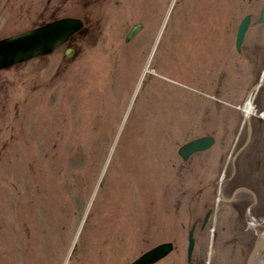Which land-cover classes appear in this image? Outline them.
Instances as JSON below:
<instances>
[{
    "label": "rangeland",
    "instance_id": "obj_1",
    "mask_svg": "<svg viewBox=\"0 0 264 264\" xmlns=\"http://www.w3.org/2000/svg\"><path fill=\"white\" fill-rule=\"evenodd\" d=\"M98 1L62 11L107 17L74 60L57 68L62 46L0 69V264H129L166 242L155 264H247L264 233V0ZM31 2L0 0V38L30 27ZM259 81L248 125L237 106ZM202 136L210 149L178 156Z\"/></svg>",
    "mask_w": 264,
    "mask_h": 264
},
{
    "label": "water",
    "instance_id": "obj_2",
    "mask_svg": "<svg viewBox=\"0 0 264 264\" xmlns=\"http://www.w3.org/2000/svg\"><path fill=\"white\" fill-rule=\"evenodd\" d=\"M250 19V14L245 15L237 27L235 35V48L237 51L241 48ZM263 22L264 1L256 23L260 24ZM81 25L82 23L79 19L63 18L37 29L0 39V69H8L13 65L20 64L38 55L50 54L58 45L65 42L72 34L78 31ZM140 27L141 24L132 26L125 36V42L132 39L140 31ZM67 56L71 57L72 54L67 53ZM251 93H249L246 99H249ZM247 124L249 125V120H247ZM213 143L214 138L212 136L195 138L181 145L177 150V154L186 161L192 154L210 148ZM209 215L210 211L206 213L203 223L206 222ZM193 232L194 226L190 228L187 234L186 256L188 261L194 247ZM259 242L264 243V237L255 244L251 256L258 247ZM172 249L173 244L171 242L160 243L141 254L129 264H154L168 255Z\"/></svg>",
    "mask_w": 264,
    "mask_h": 264
},
{
    "label": "flooded vegetation",
    "instance_id": "obj_3",
    "mask_svg": "<svg viewBox=\"0 0 264 264\" xmlns=\"http://www.w3.org/2000/svg\"><path fill=\"white\" fill-rule=\"evenodd\" d=\"M94 1H96V3H99L98 0H94ZM66 2H67V0H32L29 7L27 8V6H26L25 11H24V12L28 11L29 17L32 19L30 27H28L25 30L37 29V28L42 27L48 23H52L54 21H57V20H60L63 18H68V17L76 18V19H79L81 21V23H82L81 28L78 31H76L71 37H69V39L66 42H64L63 44H61L57 47V48H59V47L65 46V48L62 52L63 55L58 62V66H57L58 69L62 68L69 61L74 60L73 55L75 54V48L73 46L74 45L73 43H74V41L77 40L78 36L84 37L90 33L100 32L102 30V28L105 26V22L107 20V17L105 15V9H102V8L97 9L96 13H92L89 10V7L92 6L91 2H88V5L83 7L84 9H86V12H84V14H82V15H78V16L63 15L62 11L63 10L65 12L67 11ZM94 6H96V5H94ZM97 6H100V3ZM12 7L13 8H17V7L21 8V4H18L16 6V1H14V3H12ZM25 17H27V16H25ZM136 24H141L140 31L142 29H144V26H145L144 22H142V21L135 22L134 24L131 25V27L136 25ZM130 28H129V30H130ZM109 29H111V27ZM67 53L72 54V56L68 57ZM51 54L50 55H40V56H37V57L30 59L29 61H32L33 62L32 66L34 68H37L39 66V64L41 63V60L45 61L43 64L47 63L48 58L51 56ZM18 65H21V64H18ZM18 65H15V66H18ZM124 81L125 80H123L122 82L124 83Z\"/></svg>",
    "mask_w": 264,
    "mask_h": 264
},
{
    "label": "bare ground",
    "instance_id": "obj_4",
    "mask_svg": "<svg viewBox=\"0 0 264 264\" xmlns=\"http://www.w3.org/2000/svg\"><path fill=\"white\" fill-rule=\"evenodd\" d=\"M250 22H251V19H250ZM257 85L260 87V81H259V83ZM253 93H254V91L251 93L249 99H246L247 96L249 95V93H248L246 95L243 103H241L239 106H237V109H239L242 112L244 120L245 119L249 120L256 113L255 112L256 111L255 110V106H254V104L252 102L253 95H254ZM259 117L260 118H264V113H260ZM249 225L250 226H255V223L254 222H250ZM263 237H264V233H262L260 235L258 240H260ZM247 264H264V243H260L259 242L258 247L256 248V250L254 251V253L250 257V259H249Z\"/></svg>",
    "mask_w": 264,
    "mask_h": 264
}]
</instances>
